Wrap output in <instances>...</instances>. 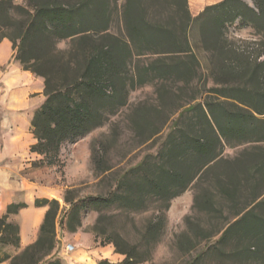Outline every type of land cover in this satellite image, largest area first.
I'll return each instance as SVG.
<instances>
[{
    "label": "trees",
    "instance_id": "trees-1",
    "mask_svg": "<svg viewBox=\"0 0 264 264\" xmlns=\"http://www.w3.org/2000/svg\"><path fill=\"white\" fill-rule=\"evenodd\" d=\"M15 1L0 0V42L8 40L14 59L25 71L43 80L44 102L34 111L30 123L35 143L29 150L40 156L33 163L35 166L55 165L63 144L73 143L102 126L107 120L106 112L112 115L124 105L129 91L122 86L124 69L132 58L137 59V64L130 76V89L155 80H172L188 86L201 77L190 40L193 19L186 0H125L122 17L126 39L107 32L109 0H23L22 4ZM251 1L253 8L240 0H223L207 7L198 20L203 22L202 41L207 49H212L220 73L250 77L258 84V80L264 81V59L258 62L264 55V35L255 44L257 55L252 59L241 55L234 66L224 58L223 33L208 21V13L215 12L226 15L228 21L239 19L243 25L264 32V27L260 30L258 25L264 24V0ZM154 9L168 14L170 21H152L149 16ZM66 40L68 46L59 49L58 44ZM146 55L153 59L141 63L140 57ZM242 94L245 100L231 98L235 102L230 104L190 103L197 99L192 97L173 122L176 133L171 137L169 134L158 176L141 175L142 162L122 177L117 192L95 200L110 206L116 202L119 191L127 193L124 200L128 202L137 199L132 197L133 193H139L138 199L142 201L145 195H155L169 202L193 181L210 177L211 185L202 187L201 195L194 196L193 208L220 222L207 230L198 220L186 217V230L176 236L177 248L190 254L200 242L207 241L193 263L218 251L233 235L240 239L248 237L252 244L223 252L237 257L239 264H264V87ZM192 113L196 122L188 117ZM141 124H148V119L144 118ZM233 144L249 147L232 160L224 159V147ZM246 192L248 195L242 198ZM64 201L72 204L66 198ZM35 206L48 208L37 239L21 250L19 226L8 218L26 205L11 204L0 217V245L19 250L14 255L0 254V263L61 264L56 255L55 231L59 204L56 200L37 199ZM224 206L229 209L225 216L220 209ZM168 207L166 203L164 210ZM163 221L164 212L159 209L155 221L148 224L147 233L159 235ZM97 224L92 227L95 233ZM215 237L218 238L211 242ZM107 244H113L115 253L125 256L118 264L143 263L131 262L115 240L109 239ZM98 264L113 263L102 260Z\"/></svg>",
    "mask_w": 264,
    "mask_h": 264
},
{
    "label": "rangeland",
    "instance_id": "rangeland-1",
    "mask_svg": "<svg viewBox=\"0 0 264 264\" xmlns=\"http://www.w3.org/2000/svg\"><path fill=\"white\" fill-rule=\"evenodd\" d=\"M222 1L186 0L188 11L193 19L190 40L199 60L200 78L188 86L172 80H155L130 89V76L137 64V59L132 58L131 64L124 69L125 80L122 86L125 90H129L124 105L118 107L112 115L106 112L107 120L102 126L93 129L73 143L63 144L55 165L38 166L36 164L35 166L33 165L37 161L35 160L28 168L20 172L24 179L37 184L40 194L43 195L41 199L56 200L59 204L55 227L57 246L65 237L67 239L64 240V244L74 245L78 242L84 248L89 245L110 247L115 252L113 244H107L109 239H113L121 250L127 252L131 262L142 261V264H189L196 254L204 250L207 241L200 242L190 254H183L176 246V236L186 230L185 218L188 216L198 220V223L207 230L218 226L220 219L211 220L209 216L198 213L193 208L194 196L201 195L202 187L211 185L210 177L203 178L200 182L193 181L183 193L169 202L159 200L155 195H145L142 201L138 199L140 198L139 193H133L132 197L135 199L137 197V199L128 202L124 200L127 193L119 191L116 202L110 206L98 203L95 198H105L117 192L118 183L122 177L142 162H144V171L141 175L158 176L161 172V160L165 155L169 134L171 137L176 133L172 128L173 122L177 119L178 113L186 107L182 106L192 97L197 99L190 103L200 102L203 105L208 101L214 104H230L235 102L231 98L244 99L243 92L254 91L256 87L258 89L264 87L263 79L255 84V80H251L250 77L221 74L218 69L219 62L213 57L212 49H207L202 41L201 24L203 22L198 20V17L207 7ZM240 1L251 7V0L249 4L246 0ZM23 2V0L15 1L16 4ZM124 3L125 0H109L107 11L109 18L107 32L122 39H126L127 34L122 17ZM166 15L168 14L158 13L154 9L149 18L152 21L169 22ZM208 21L211 27L215 29L219 27V31L223 33L224 58L229 63L236 66L241 60V55L249 56L251 59L257 55L258 50L255 44L263 39L264 32H258L250 26L243 25L239 19L228 21L226 15L220 16L215 12L208 13ZM258 25L260 30L263 29V23L260 22ZM68 43V40L63 41L58 44V48L65 49ZM237 49L243 53L238 52ZM150 59H153L151 55H146L140 57L139 61L146 63ZM263 59L264 55L259 57L258 62ZM5 112L3 104H0V129L18 127L25 134H31L30 123L33 113L26 124L22 120L19 125L15 121L6 120ZM188 117L196 122L193 113L188 114ZM144 118L148 119L146 125L141 124ZM1 140L0 136V146L3 144ZM248 147V144L225 146L222 157L232 160ZM1 179L0 194L8 198L12 192L9 187L11 185L2 182ZM12 179L16 178L12 177ZM11 181L9 179L8 182ZM212 192L215 191L212 189ZM246 195H248L247 192L242 193L241 197ZM165 196L163 195L162 198H166ZM65 198L72 204L65 203ZM166 203L169 207L164 210ZM216 207L219 209V205ZM159 209H163L164 212L160 233L150 235L146 228L150 221H155ZM220 209L224 216L228 215L229 209L226 206ZM96 223L98 224L95 233L92 227ZM72 228L74 232L70 231ZM217 238L211 239V242ZM252 243L253 240L248 237L240 239L233 235L224 246H220L218 251L191 264H239L237 257L225 255L223 251H233V248L238 245ZM224 256L229 257L225 260ZM120 257L122 260L125 258L124 255Z\"/></svg>",
    "mask_w": 264,
    "mask_h": 264
},
{
    "label": "crops",
    "instance_id": "crops-1",
    "mask_svg": "<svg viewBox=\"0 0 264 264\" xmlns=\"http://www.w3.org/2000/svg\"><path fill=\"white\" fill-rule=\"evenodd\" d=\"M42 92L43 81L25 71L14 59L12 44L8 40H2L0 42V104H3V109H6L5 119L15 121L19 125L23 120L26 124L30 115L44 102ZM0 136L3 142L0 146V178L2 182L10 184L9 187L12 190L8 198L0 194V217L5 215L7 206L11 204L26 205L18 214L10 215L8 218L9 222L19 226V250H21L37 239L39 227L47 210L46 207L35 206V201L41 199L43 195L40 194L36 183L24 179L20 173L28 168L31 162L39 160L40 156L29 150L35 143L33 135L25 134L18 127L2 128ZM12 177L16 179L13 180ZM9 179L12 181L8 182ZM66 239L63 238L56 250L61 264H98L102 260L118 264L122 261L120 255L110 247L89 245L84 248L75 242L73 251L66 252L65 246L69 244H64ZM19 250L0 245V254L14 255ZM0 264H9V262L4 261Z\"/></svg>",
    "mask_w": 264,
    "mask_h": 264
},
{
    "label": "built area",
    "instance_id": "built-area-1",
    "mask_svg": "<svg viewBox=\"0 0 264 264\" xmlns=\"http://www.w3.org/2000/svg\"><path fill=\"white\" fill-rule=\"evenodd\" d=\"M73 249H74V247H73V245H71V244H67V245L65 246V251H66V252H71V251H73Z\"/></svg>",
    "mask_w": 264,
    "mask_h": 264
},
{
    "label": "bare ground",
    "instance_id": "bare-ground-1",
    "mask_svg": "<svg viewBox=\"0 0 264 264\" xmlns=\"http://www.w3.org/2000/svg\"><path fill=\"white\" fill-rule=\"evenodd\" d=\"M246 2H248V4L250 3V0H246Z\"/></svg>",
    "mask_w": 264,
    "mask_h": 264
},
{
    "label": "water",
    "instance_id": "water-1",
    "mask_svg": "<svg viewBox=\"0 0 264 264\" xmlns=\"http://www.w3.org/2000/svg\"><path fill=\"white\" fill-rule=\"evenodd\" d=\"M250 6H251V7H253V5H252V4H250Z\"/></svg>",
    "mask_w": 264,
    "mask_h": 264
}]
</instances>
